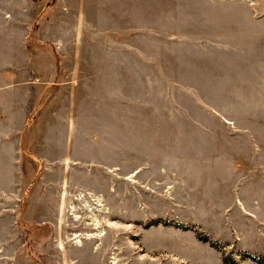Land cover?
<instances>
[{
    "label": "rangeland",
    "instance_id": "1",
    "mask_svg": "<svg viewBox=\"0 0 264 264\" xmlns=\"http://www.w3.org/2000/svg\"><path fill=\"white\" fill-rule=\"evenodd\" d=\"M31 3L0 264H264V0Z\"/></svg>",
    "mask_w": 264,
    "mask_h": 264
},
{
    "label": "crops",
    "instance_id": "2",
    "mask_svg": "<svg viewBox=\"0 0 264 264\" xmlns=\"http://www.w3.org/2000/svg\"><path fill=\"white\" fill-rule=\"evenodd\" d=\"M9 1L0 6V29L3 33L7 32L4 35H9L6 40L0 39V109L8 112L6 118L0 119V123L11 128L5 133L11 136L20 131L15 130L17 126H26L31 106L40 92V88L36 89L38 93L35 90L37 80H44L42 73L46 71V66L35 60L34 53L30 52L27 45V26L30 24L33 0H12L14 4L11 5ZM21 111H25L23 124L7 122L14 113L18 116ZM1 142L5 146L0 149L9 150L5 144L8 141L3 138Z\"/></svg>",
    "mask_w": 264,
    "mask_h": 264
},
{
    "label": "bare ground",
    "instance_id": "3",
    "mask_svg": "<svg viewBox=\"0 0 264 264\" xmlns=\"http://www.w3.org/2000/svg\"><path fill=\"white\" fill-rule=\"evenodd\" d=\"M133 176V175H132ZM79 196V195H78ZM75 210H77V211H79V209H77V207H76V209ZM88 210L89 211H92V209L90 208V207H88ZM81 216V215H80ZM95 221H96V219H95ZM103 231H101V232H99L97 235L96 234H94V235H96L97 237H100L101 235H103ZM94 235H92L91 233L90 234H87L86 235V237H84V238H86V239H89V238H93L94 237ZM77 237V236H76ZM81 237H80V239L78 240V242H81ZM116 258V257H115ZM113 261V260H112ZM116 262V261H115Z\"/></svg>",
    "mask_w": 264,
    "mask_h": 264
},
{
    "label": "built area",
    "instance_id": "4",
    "mask_svg": "<svg viewBox=\"0 0 264 264\" xmlns=\"http://www.w3.org/2000/svg\"><path fill=\"white\" fill-rule=\"evenodd\" d=\"M37 81H39V80H37Z\"/></svg>",
    "mask_w": 264,
    "mask_h": 264
}]
</instances>
